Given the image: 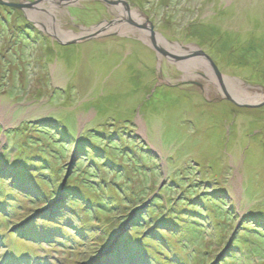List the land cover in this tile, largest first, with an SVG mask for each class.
Listing matches in <instances>:
<instances>
[{
	"label": "rangeland",
	"instance_id": "374dc122",
	"mask_svg": "<svg viewBox=\"0 0 264 264\" xmlns=\"http://www.w3.org/2000/svg\"><path fill=\"white\" fill-rule=\"evenodd\" d=\"M128 1L264 96V0ZM115 13L54 11L72 33ZM25 17L0 4V264H264V105L144 42L61 45Z\"/></svg>",
	"mask_w": 264,
	"mask_h": 264
},
{
	"label": "water",
	"instance_id": "95a60500",
	"mask_svg": "<svg viewBox=\"0 0 264 264\" xmlns=\"http://www.w3.org/2000/svg\"><path fill=\"white\" fill-rule=\"evenodd\" d=\"M40 1H46L49 5L51 2H53V5L55 4L57 6H69L75 4V2H78L79 0H36L32 3H14L7 0H0V4L11 6L14 8L24 9L25 14L27 15L30 21L32 20L35 24L46 26L41 20L35 19L30 13V10L39 9V4L41 3ZM103 1L113 6H116V9L119 13L116 19L110 21H102L91 28H82V33L67 32L65 33L67 35H65L63 31L56 30L57 23L55 21L54 16L52 20L54 23L51 22L53 24L51 29L46 27V30H49L51 32L49 33L52 35V37L56 39L61 45H71L105 36H121L125 32L122 31V28H131L132 30H136L137 32H139V34L145 36V38H141V40L145 44L153 48L158 54V57L164 56L171 62H177L178 66L185 72H188L189 68L192 69V67L198 68V64L194 63L195 61L204 60L205 62H207L206 66L210 68L205 71L207 72V74L210 71L211 73L215 74L219 82V91L220 93H223L226 100L232 102L233 104L239 107L244 108L254 109L264 105V96L258 98L257 100L249 101L243 100L237 97V95L233 94L234 88H232L229 82L233 79H238L223 74L214 59L206 51L198 47V45H184L176 41L169 40L162 33L158 32L155 29V25L152 20L149 18V16L144 13L135 15L137 20L136 22L135 19H132V16L135 14V12L131 11L130 5L126 0ZM47 23L51 25V23H49L48 21ZM190 63H192V65L188 69H186L184 66ZM200 65L203 66L202 64H199V66Z\"/></svg>",
	"mask_w": 264,
	"mask_h": 264
},
{
	"label": "bare ground",
	"instance_id": "6f19581e",
	"mask_svg": "<svg viewBox=\"0 0 264 264\" xmlns=\"http://www.w3.org/2000/svg\"><path fill=\"white\" fill-rule=\"evenodd\" d=\"M55 5V4H54ZM53 5V2H51L50 3V5L47 7V6H39V9L38 10H30V13H31V15L35 18V19H38V16H39V12L41 11V12H44V13H46V14H48V15H50L51 16V20H53V18H54V16H55V14H54V11H55V9L57 8V6H54ZM44 9V10H43ZM28 12V11H27ZM52 23H54L53 21H52ZM53 25V24H52ZM60 25H58V23H57V25H56V27H57V29L56 30H59V31H63V30H61L60 29V27H59ZM123 30L122 31H125L124 33L126 34L127 32H130V31H132L133 33L134 32H136V30L134 31V30H130V28H127V29H124V28H122ZM64 32V34L65 33H67L66 31H63ZM65 35H67V34H65ZM194 63H197V64H202L204 67H207L206 66V64H205V61L204 60H202V61H195ZM192 65V63H190V64H186L184 67L186 68V69H188L190 66ZM210 67H207V70L209 69ZM189 69H191V68H189ZM209 72V71H208ZM208 76H209V78L210 79H212V80H215V77H214V75H213V73H211V71L208 73ZM237 85V84H236ZM245 90H247V89H244V88H234V90H233V94H235V95H237V97H239V98H241V99H243V100H249V101H254V100H257V99H250V98H248V97H246V93H245ZM250 93V92H249Z\"/></svg>",
	"mask_w": 264,
	"mask_h": 264
},
{
	"label": "flooded vegetation",
	"instance_id": "af4514ba",
	"mask_svg": "<svg viewBox=\"0 0 264 264\" xmlns=\"http://www.w3.org/2000/svg\"><path fill=\"white\" fill-rule=\"evenodd\" d=\"M20 1V3H21V0H19ZM34 1H36V0H31V1H28L29 3H32V2H34ZM97 1H99V3L101 4V5H103V6H105V8H107V10L108 9H110L113 5H111V4H108V3H106V2H104L103 0H97ZM128 3H129V5H130V9H131V11L132 12H135V14L132 16V19H135L136 20V18H135V15H138V14H140L141 12L139 11V9H135V8H133V5L131 4V2L130 1H128V0H126ZM6 6V5H5ZM70 6H72V5H69L68 7H70ZM115 7V9H116V6H114ZM12 8H14V7H12ZM133 9V10H132ZM21 11V10H20ZM118 15H119V13H118V11H117V9H116V13H115V16H113V18L112 19H103L102 21H110V20H113V19H116L117 17H118ZM26 18V17H25ZM27 19V18H26ZM25 19V20H26ZM28 20V19H27ZM26 20V21H27ZM30 21V20H29ZM101 21V22H102ZM43 22V21H42ZM136 22H137V20H136ZM36 28H38V30L40 31V32H42L41 31V28H40V26H38V24H35L33 21L31 22ZM44 23V22H43ZM100 23V22H99ZM42 26V25H41ZM28 27H30V28H33V26H28ZM28 27H25V28H28ZM43 27V29L44 30H46V27L47 26H42ZM26 32V31H25ZM139 33V32H138ZM116 36H118V35H113V36H108L109 38H111V37H116ZM118 37H120V38H122V39H124V40H127V39H130V40H134V42L136 41V43H138V42H140V43H142L143 41L138 37V35H134L133 33H124L123 35H119ZM94 40V39H93ZM156 56H158V54L156 53ZM187 82H189V83H193V84H196L197 86H199V87H201V88H203V84L202 83H199V82H196L195 80H187ZM189 85H192V84H189Z\"/></svg>",
	"mask_w": 264,
	"mask_h": 264
},
{
	"label": "trees",
	"instance_id": "16d2710c",
	"mask_svg": "<svg viewBox=\"0 0 264 264\" xmlns=\"http://www.w3.org/2000/svg\"><path fill=\"white\" fill-rule=\"evenodd\" d=\"M37 126H39V124H37ZM43 143H45V141H42ZM54 143H55V141H54ZM251 218H252V216H251ZM244 220H247L246 218H243ZM248 226H250V224H248V225H246V227H248ZM245 227V226H244ZM250 228V227H249ZM257 228H255L254 230H256ZM240 233V232H239ZM13 234H15V233H13ZM243 234H246V236L248 237V236H250L251 234H250V232H246V230H245V228H244V231L242 232V234L240 233V235H243ZM256 236V235H255ZM19 239H21L19 236H17ZM256 237H258V238H260V236H259V234H258V236H256ZM23 240V239H22Z\"/></svg>",
	"mask_w": 264,
	"mask_h": 264
}]
</instances>
